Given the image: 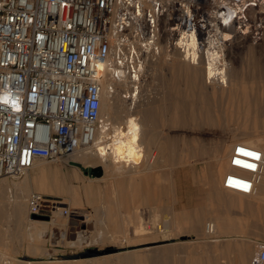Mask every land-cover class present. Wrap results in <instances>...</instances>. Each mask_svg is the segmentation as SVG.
Instances as JSON below:
<instances>
[{
	"label": "built area",
	"instance_id": "1",
	"mask_svg": "<svg viewBox=\"0 0 264 264\" xmlns=\"http://www.w3.org/2000/svg\"><path fill=\"white\" fill-rule=\"evenodd\" d=\"M264 37V0H0V177L17 179L39 159L90 144L101 117L102 87L116 93L144 73L162 47L220 70L234 45ZM206 74L217 79L219 73ZM224 183L249 191L264 145L237 142ZM247 163H240L236 158ZM248 172H243L247 171ZM31 190L28 214L51 218L61 204ZM250 264L264 262V242Z\"/></svg>",
	"mask_w": 264,
	"mask_h": 264
},
{
	"label": "rangeland",
	"instance_id": "2",
	"mask_svg": "<svg viewBox=\"0 0 264 264\" xmlns=\"http://www.w3.org/2000/svg\"><path fill=\"white\" fill-rule=\"evenodd\" d=\"M147 63L137 102L124 97L133 89L131 84L128 88L120 84L117 89L119 94L113 100L114 110L120 109L122 100L126 101L120 117L130 114V106L132 109L136 106L131 111L135 114L139 113L137 107L143 110L138 116L146 125L145 137L152 134L147 131V123L155 125L152 146L156 150V163L169 169V193L173 195L170 205L163 203L157 207L153 221L162 227L158 236L151 241H139L132 228L125 230L127 238L106 235L108 231L120 230L107 227L133 226V211L121 212L124 208L117 205L118 183L115 176L106 175L107 167L96 165V160L78 152L65 165L69 167L71 164L80 169V187L75 191L78 195L44 192L64 200L62 205L71 210L69 214H63L58 222H48V217L29 216L27 201L23 212L19 215L12 213L2 194L11 196L13 192L0 187V264H244L243 258L246 261L252 259L251 255L260 249L264 200L257 201L248 195V202L255 203L251 210L234 208L229 213L223 211L226 208L215 207L212 212L205 208L209 206L210 194L207 192L217 173L213 158L216 146L219 142L232 140L231 130L244 123L236 112L238 102L214 96L206 87L222 83L208 82L202 62L194 65L203 66V69L198 67L197 76L194 75L188 65L190 62L185 61L178 51L169 54L163 47L161 55L152 57ZM227 69L226 82H230L229 89L234 96L247 93L253 103L258 102L264 107V38L257 44L234 45L229 52ZM105 116L117 126H124L122 130H125L123 123L128 116ZM251 120L254 122L253 115ZM257 120L258 131L264 132L263 110ZM38 160L51 165L59 162V158ZM70 173L66 170L63 174L69 176ZM24 175L17 179L5 178L19 184ZM183 187L185 193H179ZM89 190L96 194L95 198ZM178 195L181 199L179 203ZM224 195L238 196L241 200L240 196L247 194L220 193V196ZM196 207L203 209L196 212ZM142 211L147 216L146 210ZM196 216L203 220L201 227L200 221L195 220ZM123 218L130 224L123 223ZM228 219L229 230L224 226ZM207 221L222 228L221 233L209 236L197 234L200 228L204 230ZM166 222L172 223V228L165 229Z\"/></svg>",
	"mask_w": 264,
	"mask_h": 264
},
{
	"label": "bare ground",
	"instance_id": "3",
	"mask_svg": "<svg viewBox=\"0 0 264 264\" xmlns=\"http://www.w3.org/2000/svg\"><path fill=\"white\" fill-rule=\"evenodd\" d=\"M167 51L169 54H171L173 53V51H177V50L174 48L170 50L167 49ZM161 53H162V50H161ZM161 53L154 57H159ZM199 62L201 61L198 60L197 63L195 64L194 63L188 64L192 67L191 72L196 76H197V70H198L197 68L202 67L203 69V66H198V67L194 66V65H198ZM228 66H229V62L225 68L220 69V70L206 69L204 66V70H203L204 72L202 71L204 74L206 72V74H209V75L214 74L213 72L219 73V75H217V79H214V80L207 79V80L209 83L216 81L222 84H218V86H215L217 85V83L211 84L212 87H206V88L210 89L213 95L216 97H220L222 99L223 98L224 99L225 98L235 99L238 102V107H237L236 112L238 113L239 117H242L244 119V123L242 125L240 126L238 125L237 127H234L231 130L232 135H233L232 140H225V141L219 142L218 145L216 146V149H215L216 151L214 152L213 158L216 161V165H217L216 166L217 175H221L225 171L227 175L228 171L233 170V169H237V171H240V169L238 168L239 166L231 165V159L234 156L233 148L237 142L241 141V142L256 145V146L264 145V132L258 131L259 120H257L259 112L262 110L264 111V107L263 105H259L258 102L253 103L251 98L247 95V93H241V94H237L236 96H234L233 91L229 89L230 82L229 81L226 82V77H227L226 69ZM229 70L231 69L229 68ZM144 72L146 71L144 70ZM143 80H144V77H139L138 80L133 81L131 84L133 86V89L131 91H128V94H124V97H130L132 98V101H136L138 99L137 98L138 95L140 94L139 93L140 86ZM109 82H110V79L108 76H106L105 82L102 87V101H101V106L99 109V114L101 117H106L105 115H109V116L113 115L114 117H116L117 115L119 116L120 111L123 110L125 103H126L125 99H124V102L122 100V105L120 109L114 110L115 104H114L113 99L119 93L116 91V93L110 94L107 91L106 85ZM123 85L127 88L129 86L128 84H123ZM132 92H133V95L131 94ZM128 108L132 109L131 106ZM134 109H136V106L132 110L128 109V111H130L129 112L130 114L128 115V117L123 123L125 125L124 131L122 130L124 129V126H121L120 124L119 126H117L114 123V121H112V126L108 131L102 129V126L101 127L98 126L96 128L93 141L90 144L78 145L69 155L59 157V159L60 158L69 159V158H72L78 152H82L83 154L88 156L90 160H96L97 161L96 163L102 166L108 165L110 163L112 164L114 169H117L118 167H125L127 165H130V167H132L133 169L132 172L136 175L137 192H138V198H139V201H138L139 207L135 214V220H134L135 236L136 238L139 239V241L146 242V241L153 240V238L158 236L159 230L160 231L162 230V227L160 225L154 224L155 222L153 220L155 219L151 218L150 221H148L142 211L143 209L141 210L142 206L146 204L144 197L146 195L145 193L147 191V185H148L147 165H148L149 157L151 153L153 152L154 145L152 146V142L154 143V140H155L156 129L154 128L155 127L154 124L152 123L149 124L148 122L147 125L149 126V128L147 131L151 132L152 134L151 136L147 134V136L145 137L144 134L146 130V125L143 119L140 116H138L140 115L139 113L142 112L143 110H141L140 107L139 108L137 107V110L139 113L135 114L131 112ZM252 115L254 116V122L251 120ZM106 119H109V118L106 117ZM250 140L252 141L254 140L255 143L251 142ZM237 157L238 158H236V160L238 162L247 163L246 160H243L239 156ZM39 161H43V160L37 159L34 162L32 169L37 165ZM243 172H248V170L243 171ZM26 174L27 172L25 173V175ZM225 177H224V180H225ZM66 179L68 182L66 184V188L72 189L74 187V184L77 182V180L71 176H67ZM10 186L11 187L13 186L14 187L13 190L15 191L13 200L4 199V201L8 202L7 204H9L8 206L10 210L12 211V213L19 215L21 212H23L24 209H26V201H27L26 195L29 193V191L27 188H24L22 184L21 186L20 184H17V183L6 184V187H8L9 189H11ZM223 186L224 187L221 188L220 193L224 191H230V192H234L238 194L241 193V194H247V195L253 196L256 198V200H260V199L264 200V164L261 165L259 179L257 180V182H255V185L252 188H250L249 191H242L240 189H237L233 185L225 184V183H223ZM21 187H23V189ZM39 191L43 192L42 190H39ZM60 203H64V202L60 201ZM60 208H61V204L58 205V207L54 210L48 222L51 221L55 223V222H58L60 217H63V214L61 213ZM195 220L196 221L198 220V222L200 221L199 225L201 227L203 224V220H201V218L199 220L198 216L195 217ZM44 222H47V221H43V223ZM171 226H172V223L169 224L168 222H166L165 229L168 230L172 228ZM193 228H194V225H193ZM221 229L216 226V223L212 221H207L205 223L204 230L200 228V231L197 234H200L203 236H209V235L217 234V233L220 234ZM117 234L118 233H114L112 237H117L118 236ZM125 237L127 238V236ZM257 252L258 251H256L255 253ZM252 256L254 257L255 254L254 255L252 254L251 257ZM245 261H246L245 258H243L244 264H249L248 261L246 262Z\"/></svg>",
	"mask_w": 264,
	"mask_h": 264
},
{
	"label": "crops",
	"instance_id": "4",
	"mask_svg": "<svg viewBox=\"0 0 264 264\" xmlns=\"http://www.w3.org/2000/svg\"><path fill=\"white\" fill-rule=\"evenodd\" d=\"M122 117H127L128 115L122 114ZM111 117H114L111 115ZM120 116H116L115 118H122ZM155 128V127H154ZM198 146V145H196ZM155 152V153H154ZM156 150L155 147L153 148V152L151 153L147 165V180H148V185H147V191L146 195L144 197V200L146 201V204L142 206L141 210L144 209L146 210L147 218L148 221H150L151 218L154 219L155 213L157 212V207H160L161 204H167L170 205L171 200L173 198L172 192L169 193V186H168V180L170 179L169 176V169L167 167L162 168L160 165H157L156 163ZM197 157H199L197 155ZM202 158V157H201ZM68 159L60 158L59 162L56 164H47L44 161H39L37 165L32 169H30L27 174L23 177V181L20 184L24 188H27L28 191L30 192L31 190L38 189L42 190L43 192H60V193H71V195H78L76 189L80 187V182H79V177L81 176L80 169L77 167L71 166V164L68 166H65L67 163ZM98 166H102L99 164H96ZM104 167H107L106 175L107 176H115L116 181L118 183V198L119 200L117 201L118 206H123L124 209L121 210L122 213H130L133 211L132 214V223H134L135 220V214L138 209V192H137V181L136 177L134 176V173L132 172V167L130 165H127L125 167H118L117 169H114L112 164L108 165H103ZM61 168H66V169H61ZM70 171L71 177L75 178L77 182L74 184V187L72 189H67L66 184L67 182V176H64V171ZM119 170V171H118ZM171 170V169H170ZM120 172V173H119ZM226 175V171L221 174V175H215V178L213 180V183L210 186V191L207 192L210 194L208 196V203L209 206L205 207L208 208L209 212L214 211L215 207H221V208H226L227 213L230 211H234V208L238 209H252L253 204L249 203L247 200L248 195L240 196L241 200H239L238 196H220V190L223 188V183H224V177ZM7 176H1L0 177V187H4L7 189L9 192H13V194L10 196V194L7 196L6 194H2V198L5 199H12L14 197V187L10 186L11 189L6 187V184H14L13 182L7 181ZM183 180V178H182ZM180 180V181H182ZM183 182V181H182ZM212 182V180H211ZM210 182V183H211ZM23 187H21L23 189ZM136 188V189H135ZM67 189V190H66ZM70 190V191H69ZM184 187L182 190L179 191V193H185ZM92 198H95V193H93L91 190H89ZM7 196V197H6ZM136 196V197H135ZM178 203L180 202V195L177 196ZM6 199V200H7ZM64 201V200H63ZM137 201V202H136ZM258 201V200H257ZM261 201V199L259 200ZM137 207V208H136ZM133 208V209H132ZM152 208V209H151ZM194 211H201L203 207H196ZM212 208V209H211ZM207 211V210H206ZM264 213V210L262 211ZM110 217V216H109ZM110 219V218H109ZM130 219V218H128ZM264 221V219H262ZM124 221V222H123ZM123 223L130 224L126 220H122ZM229 219L226 222L224 226H226V229L229 230ZM120 229L117 230L116 232L108 231L106 234L107 236L109 235L112 237L114 233H118L117 237H125L128 235V232L125 231L126 229H134V225H122V226H110L107 227V229ZM112 233V234H111ZM218 234V233H217ZM264 227H260V238L259 242H264ZM251 259L248 260V263L250 264ZM264 264V262L262 263Z\"/></svg>",
	"mask_w": 264,
	"mask_h": 264
},
{
	"label": "water",
	"instance_id": "5",
	"mask_svg": "<svg viewBox=\"0 0 264 264\" xmlns=\"http://www.w3.org/2000/svg\"><path fill=\"white\" fill-rule=\"evenodd\" d=\"M99 169V168H97ZM98 174H100V171L98 172ZM33 217H37V218H47V215H38V214H33Z\"/></svg>",
	"mask_w": 264,
	"mask_h": 264
},
{
	"label": "clouds",
	"instance_id": "6",
	"mask_svg": "<svg viewBox=\"0 0 264 264\" xmlns=\"http://www.w3.org/2000/svg\"><path fill=\"white\" fill-rule=\"evenodd\" d=\"M238 168L240 169V171H242V170H243V169H242V168H240V167H238ZM239 169H238V170H239ZM233 170L237 171V169H233Z\"/></svg>",
	"mask_w": 264,
	"mask_h": 264
},
{
	"label": "flooded vegetation",
	"instance_id": "7",
	"mask_svg": "<svg viewBox=\"0 0 264 264\" xmlns=\"http://www.w3.org/2000/svg\"><path fill=\"white\" fill-rule=\"evenodd\" d=\"M132 95H133V92H132ZM132 110V109H131Z\"/></svg>",
	"mask_w": 264,
	"mask_h": 264
}]
</instances>
